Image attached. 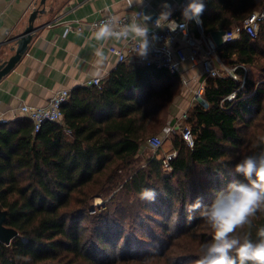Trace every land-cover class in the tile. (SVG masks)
<instances>
[{"label": "trees", "instance_id": "trees-1", "mask_svg": "<svg viewBox=\"0 0 264 264\" xmlns=\"http://www.w3.org/2000/svg\"><path fill=\"white\" fill-rule=\"evenodd\" d=\"M203 2L206 35L239 27L217 50L228 66H242L236 70L244 83L206 79L207 103L188 109L194 144L173 134L169 168L159 150L142 151L165 129L183 87L164 68L118 63L100 88L71 89L61 120L37 131L23 116L0 122V207L4 225L16 231L0 242V264H195L212 230L198 212L189 220L186 206L198 197L210 204L243 180L235 172L240 160L264 153V20L255 38L241 30L261 2ZM235 89V99L223 100ZM145 188L156 191L154 202L139 199ZM96 197L105 199L98 207ZM250 220L232 235L257 242L264 210Z\"/></svg>", "mask_w": 264, "mask_h": 264}, {"label": "crops", "instance_id": "crops-1", "mask_svg": "<svg viewBox=\"0 0 264 264\" xmlns=\"http://www.w3.org/2000/svg\"><path fill=\"white\" fill-rule=\"evenodd\" d=\"M39 1L0 0V63L13 54V39L28 25L32 10L44 7L34 20L35 30L26 52L0 79L2 121L18 117V108L23 103L45 105L55 91L63 88L70 91L94 76L103 79L118 65L116 56L109 53L106 46L109 43L120 45V40L97 42L90 38L93 32L87 27L77 32L68 30L69 25L77 20L90 21L102 13L119 16L137 9L153 16L164 10L161 5L165 2L143 0L142 5L128 7L127 0H46L44 5ZM180 1L166 0L173 9L172 16L178 15ZM97 49L102 51V57L96 55ZM182 71L189 79L182 88L189 93L187 101L190 103L191 90L202 78V69L200 64L188 61L182 65Z\"/></svg>", "mask_w": 264, "mask_h": 264}, {"label": "clouds", "instance_id": "clouds-1", "mask_svg": "<svg viewBox=\"0 0 264 264\" xmlns=\"http://www.w3.org/2000/svg\"><path fill=\"white\" fill-rule=\"evenodd\" d=\"M142 4L143 0H127L128 7ZM161 7L164 10L154 21L156 28L167 27L172 32L180 28L186 34L189 22L203 24L201 19L205 10L203 0H188L181 8L184 23L169 19L173 9L166 0ZM138 19L143 23L137 22ZM149 21H152L151 14L137 12L131 23L116 27L118 25L116 18L109 17L96 28L90 38L97 42L109 39L130 40L135 45L133 51L143 59L148 56L154 42L159 40L155 34L149 37ZM169 42L166 40V45ZM96 55L102 57L103 53L97 49ZM259 140L264 143V137H260ZM235 172L240 174L243 180L230 184L228 190L217 195L210 204L203 205L201 198L198 197L186 206L189 220L193 218L192 213L198 212L199 218L212 230V238L201 245L202 254L195 264H264V227L257 230V242L250 238L241 241L232 235L237 229L250 224V218L258 211L264 210V153L258 157L252 155L244 157L235 165ZM138 195L142 201L154 202L157 193L154 189L145 188Z\"/></svg>", "mask_w": 264, "mask_h": 264}, {"label": "built area", "instance_id": "built-area-1", "mask_svg": "<svg viewBox=\"0 0 264 264\" xmlns=\"http://www.w3.org/2000/svg\"><path fill=\"white\" fill-rule=\"evenodd\" d=\"M188 2V0H181L178 5V15L171 16L170 20H175L177 23H184L181 8ZM137 12H143L142 9L131 11L124 15H115L113 13H102L99 17L90 21L83 22L77 20L74 25H69L68 30H74L81 32L85 30V27L91 32H94L96 28L106 21L109 17H114L118 21L116 27L122 26L132 22L133 17ZM159 13H155L152 16V21L148 22L151 38L152 34L159 37V40L154 42L149 54L146 58H140L133 51L134 43L130 40L121 39V44L116 45L109 43L106 48L107 51L116 56L118 63H138L155 66L157 68H164L170 73H176L179 75L182 85L187 86L189 79L187 75L182 71V65L185 62H192L200 64L202 69V78L198 81L195 88H192V95L190 99V105L196 103L206 104L207 101L203 96L205 83L207 78H214L219 76H229L237 82H240V87L244 83V75L237 73V67L241 65L228 66L224 60L220 57L217 47L213 42L210 35H206L203 31L202 24L197 25L194 21L189 22L184 30L177 28L175 32L170 31L167 27L156 28L154 21L158 17ZM264 20V5L249 14L242 23L241 30L249 35L250 38L257 36L260 22ZM137 22L141 23V19ZM191 24L193 28H191ZM240 34L239 27L226 30L223 34V41L230 42L235 40ZM170 41L167 45L165 41ZM242 67V66H241ZM102 78L94 76L87 79L84 83L86 86L101 87ZM233 90L223 100H233L236 97V91ZM70 91L68 89H59L55 91L48 102L45 105L37 106L27 103H23L19 106V116L26 117L32 122L33 130L37 131L41 124L45 121L58 122L62 118L61 105L67 101ZM222 100V101H223ZM18 116V117H19ZM188 113L186 110L182 111L181 115L170 125L168 132L178 131L188 146L194 144V134L192 128L187 124ZM0 122L2 120L0 119ZM153 153L160 149L163 143V137L159 135L151 136L148 140ZM176 155V150L172 149L168 154L163 155V165L169 168L168 162Z\"/></svg>", "mask_w": 264, "mask_h": 264}, {"label": "water", "instance_id": "water-1", "mask_svg": "<svg viewBox=\"0 0 264 264\" xmlns=\"http://www.w3.org/2000/svg\"><path fill=\"white\" fill-rule=\"evenodd\" d=\"M46 0H40V5H44ZM44 11L43 8L33 9L28 18V25L25 27L23 32L13 39L15 45L13 47V54L10 55L7 59L0 63V79L4 77L19 61L22 55L26 52L28 44L32 38L34 27V20L39 13ZM225 30L215 29L212 30L209 35L215 43L216 47H221L225 42L223 41V34ZM6 219V212L0 207V242L9 243L13 237L16 235V231L12 228L6 227L4 225Z\"/></svg>", "mask_w": 264, "mask_h": 264}, {"label": "rangeland", "instance_id": "rangeland-1", "mask_svg": "<svg viewBox=\"0 0 264 264\" xmlns=\"http://www.w3.org/2000/svg\"><path fill=\"white\" fill-rule=\"evenodd\" d=\"M260 2H261L260 5L263 6L264 5V0H260ZM261 82L264 83V79L261 80ZM178 89H179L178 93L175 95L173 101L171 102V104H169V107H168L167 124L165 126V129L162 132L156 134V135H159V136L163 137V143H162V145H161V147L159 149V154L161 156L166 155L170 151H172L173 148H172L171 138H172L173 134L178 133V131L167 133L170 125L172 124V122L174 120H176L181 115L182 111L186 110L187 113H188V109L192 106V105H190V103H188L189 101H187V99L189 97V93H187L185 91V89L182 88V86H180V85H179ZM171 120H173V121H171ZM148 140L146 141L145 145L142 148L143 153L147 154V155H148V153L153 154V150L150 147V145L148 143ZM141 154L142 153L138 154V155H140L139 159H138L140 164L143 163L142 159L145 158V156L141 155ZM107 199L108 198H106V200ZM103 200H105V199H103V197H96L93 201H94L95 206L98 207V205H100L103 202Z\"/></svg>", "mask_w": 264, "mask_h": 264}]
</instances>
